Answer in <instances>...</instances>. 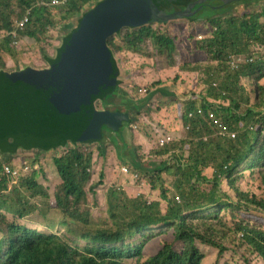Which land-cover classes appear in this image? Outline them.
<instances>
[{
	"label": "trees",
	"instance_id": "16d2710c",
	"mask_svg": "<svg viewBox=\"0 0 264 264\" xmlns=\"http://www.w3.org/2000/svg\"><path fill=\"white\" fill-rule=\"evenodd\" d=\"M101 1L65 0L60 5L43 6L39 0H0V67L15 70L26 64L44 65L61 43L60 30L68 34L79 18ZM193 1L179 0L175 5L181 10ZM247 1H209L197 13L185 17L208 18L211 34L198 42V47L209 64L214 63L206 68L200 64L182 66L201 72L206 85L202 95L190 94L176 103L179 120L183 128H188L185 139L158 149L156 157L163 161L144 174L138 168L142 166L138 133L131 135L138 151L135 171L151 191L160 192V201L148 204L145 195L130 196L117 183L107 185L105 174L109 159L114 157L110 148L100 143H65L68 150L53 158L57 183L51 196L39 183L38 160H17L0 150V264H203L206 255L198 243L217 251L214 264H220L227 252L240 257L243 264H249L245 255L264 262V225L248 223L244 214L248 206L264 214V56L251 49L254 44L264 46V1L251 9L229 11L233 4ZM26 15L24 28L16 29L15 21ZM166 24L126 26L107 42L125 69L130 55L143 58L147 68L153 48L174 65L177 43L171 27L163 26ZM13 30L34 42L9 35ZM240 56L241 61H236ZM127 70L134 77L143 69ZM138 85L147 86L141 82ZM151 91L145 102L150 100ZM163 109L165 105L157 108ZM219 126L235 137L220 136ZM95 157L105 174L101 171L100 181L94 184ZM5 167L17 169L19 177H9ZM209 168L214 171L211 179L203 175ZM242 168L252 171L261 194L239 191ZM163 173L172 177V189L180 203L168 196ZM99 186L105 188L102 205L96 202ZM36 196L48 200L47 209H37L30 202ZM162 201L168 204L165 212L160 208ZM34 210H39L49 232L9 219L10 215L21 220ZM166 226L173 230L172 240L164 242L154 255L146 256V246L165 233L146 232Z\"/></svg>",
	"mask_w": 264,
	"mask_h": 264
},
{
	"label": "water",
	"instance_id": "95a60500",
	"mask_svg": "<svg viewBox=\"0 0 264 264\" xmlns=\"http://www.w3.org/2000/svg\"><path fill=\"white\" fill-rule=\"evenodd\" d=\"M209 1L178 10L179 0H102L79 18L42 67H0V150L12 156L20 149L48 153L67 141L99 144L105 129L122 135L132 125L129 106L126 112L96 108L97 102L109 104L121 84L123 66L107 39L126 26L185 18ZM124 145L133 150L132 143Z\"/></svg>",
	"mask_w": 264,
	"mask_h": 264
},
{
	"label": "rangeland",
	"instance_id": "374dc122",
	"mask_svg": "<svg viewBox=\"0 0 264 264\" xmlns=\"http://www.w3.org/2000/svg\"><path fill=\"white\" fill-rule=\"evenodd\" d=\"M263 1L264 0H249L246 3H235L229 9V11L236 13L239 9H251L259 4H262ZM207 19V17H200L199 19L179 18L171 20L167 22L166 25H163L165 27H171L170 29L173 33L172 35L176 39L177 53L175 56V64L172 65L164 56L157 54L158 52L155 50V48H153V59L149 61L147 68L143 66V58L130 55L128 58V67L126 68L143 70L136 71L133 77L130 70L121 67V84L120 87L117 88L115 96H113L114 98L110 99L109 104L107 103V105H103L101 102L96 103V108L98 110L120 109L121 111L126 112L128 111L129 106V110H132V112L129 113L131 114L134 123L135 118L137 119V122L135 124L132 123L130 128L125 129L122 132V135L119 132L115 133L107 129L104 130L103 142H101L99 145L102 147H109L111 155L118 161L116 171H107V185L115 183V179L120 178L124 179L128 185H132L134 188H138L139 186H142L146 183L140 178L139 173L135 171L138 170L136 164H138L139 161L136 156L138 155V151L135 152L136 148L134 146V143L132 142V139L131 143L133 150L124 148V144H128L129 146L131 145L129 135H137L134 131L138 133L137 145L142 147V151L140 152L143 158L141 156L139 157L142 159L140 161V165H142L143 169L149 171L152 170L155 164L163 161L156 157V151L158 150L156 148V141L158 138H160L163 134H169L174 137V143L185 139L186 131L184 130L182 123L179 120L177 112V108L179 106L176 103L178 102V99H187L188 95L190 94L202 95V93H205L206 85L203 83V75L201 72L186 70L183 69L182 66L185 64L191 66L200 64L202 67L206 68V66L209 64L210 60L206 59L204 51L198 47V42H201L211 34L209 28L207 27ZM60 31L61 37H64V35L67 33L66 30L63 29H61ZM21 38L25 39L24 42H34L32 38L25 35H22ZM251 49L254 50L257 55L264 56V46L254 44ZM55 52L53 51L52 55H54ZM212 64L214 63L211 62L209 65ZM5 69V71H11L7 68ZM138 82H141L147 86H139ZM262 82L264 83V78L262 79ZM156 83H161L162 85L160 84V86H155ZM152 87H155L154 91H151ZM143 89L148 90L147 93L140 92ZM161 90L165 91V94L161 92ZM149 91H151V99L145 102V99L148 97ZM249 95L251 94L249 93ZM159 105H165V109L158 111L157 108ZM168 105L170 106L167 107ZM262 136L264 138V133H262ZM67 150L68 147L44 153L39 151L25 152L20 149L15 153V155H13V158L17 160L21 158L38 160L40 162L38 165L40 168L39 183L44 187L45 192L49 196H51L57 183V174L54 168L53 158L58 157L61 153L66 152ZM132 155L134 158H136V161H134L132 163V167H130L129 162ZM184 155L185 157H187L188 153L184 151ZM2 159L3 157L1 156L0 160ZM94 159L96 160V162L94 164L95 167L93 169V178L91 183L95 184L100 181V172L102 171L105 174V171L101 166L100 160H98L97 157H95ZM148 159L155 160L157 162H148ZM123 167H127L129 171L138 174V180H134L131 176L123 174L121 171ZM213 173V169L209 168L204 170L203 175L206 178L211 179ZM241 173L242 176L237 181V187L239 191H241L242 193H251V195L261 194L262 189L259 188V183L255 181L256 177H254L252 171H248L245 170V168H242ZM114 174L116 175V178L112 177ZM162 177L167 183L166 187L170 191L169 197L172 198L174 196H178L172 189V177L165 173L162 174ZM103 180L104 178L102 179V183H104ZM117 187L122 190V187L120 188L118 185ZM224 189H226L225 185ZM104 190V187L99 186L97 187V191H95L96 202L99 205H102L104 203ZM150 193L151 192L148 191V195ZM157 193L158 200H160L159 191H157ZM26 195H29V193H27ZM148 200L152 202L151 198H148ZM30 202L35 205L37 209L48 208V200H44L40 196L30 198ZM166 206V202L162 201L161 209L163 212H165ZM244 211L248 223H252L254 225H264V214L261 211L252 209L249 206L248 208L244 209ZM9 219L16 220V222L20 224L25 223L26 225L32 228H36L37 230L44 233L49 232V230L44 227L42 219L39 215V210H34L31 214L26 215L21 220L16 219V217L14 218L10 215ZM163 231L165 233L154 238L146 246V256L154 255L158 250H160L164 242L172 240V230L167 227V229H164ZM60 232H62V230H60ZM197 246L199 247L200 251L206 255L203 264H214L217 251L212 249L211 247L203 246L200 243H198ZM245 257L248 259L249 264H264V262L257 256L245 255ZM242 261L243 260H241L240 257L227 252L223 255L220 264H243Z\"/></svg>",
	"mask_w": 264,
	"mask_h": 264
},
{
	"label": "built area",
	"instance_id": "2783aa9c",
	"mask_svg": "<svg viewBox=\"0 0 264 264\" xmlns=\"http://www.w3.org/2000/svg\"><path fill=\"white\" fill-rule=\"evenodd\" d=\"M65 2V0H39V4L43 5V6H51V5H60L63 4ZM28 22V16L26 15L24 18L22 19H18L15 21V25H16V29H23L24 26L26 25V23ZM9 35H12L13 37L18 38L19 40L23 39L21 38V34H19V32L17 30H13L9 33ZM18 40H15V43H17ZM198 113H201V111L199 110ZM193 114L191 113L189 115V117H192ZM174 141V138L171 136H167V137H162L158 140V145L159 147H162L170 142ZM25 171L28 172V167L25 168ZM124 172H127V169H123ZM5 172L9 177L15 178L17 179L19 177V172L17 170H12L11 168L5 167ZM178 200V198H177Z\"/></svg>",
	"mask_w": 264,
	"mask_h": 264
},
{
	"label": "clouds",
	"instance_id": "9594fccd",
	"mask_svg": "<svg viewBox=\"0 0 264 264\" xmlns=\"http://www.w3.org/2000/svg\"><path fill=\"white\" fill-rule=\"evenodd\" d=\"M241 59H242V56H240V57H236V61H241ZM140 92H142V93H146V90H141ZM199 111V110H198ZM201 111V110H200ZM201 113H202V111H201ZM193 114V113H192ZM131 118H132V116H131ZM134 124V123H133ZM184 130L185 131H187L188 130V128H184ZM219 135L220 136H223V137H230L231 139H233L234 137H235V134H228V132L225 130V128H222L221 126H219ZM167 136H171V135H169V134H163L160 138H162V137H167ZM172 137V136H171ZM160 138H158L157 139V141H156V148L157 149H160V148H163L164 146H166V145H168V144H171V143H174L175 142V139H174V141H172V142H170V143H168V144H166V145H164V146H162V147H159V145H158V140L160 139ZM174 138V137H173ZM61 149H63V148H61ZM60 150V149H59ZM135 160H136V158H135ZM132 163L133 162H130V167H132ZM159 164V163H158ZM9 168V167H8ZM144 174H145V169H143L142 168V166H139L138 167ZM163 167H161V168H158V171L159 170H161ZM123 169H127V167H123L122 169H121V171H122V173L123 174H125V175H129V176H131L134 180H138V178H139V176H138V174H135V173H133L132 171H129L128 169H127V172H124L123 171ZM14 170H17V169H14ZM28 171H29V168H28ZM26 172V171H25ZM27 173V172H26ZM169 193H170V191H169ZM159 194H160V192H159ZM168 196H169V194H168ZM177 198H178V200H177ZM170 199H174V201L176 202V203H180L181 202V200H180V198H179V196H174V197H170ZM148 200V199H147ZM154 201H160V200H157V199H155ZM153 202V201H152ZM151 201H149L148 200V204H150V203H152ZM166 205H168L167 203H166ZM161 208V207H160ZM166 208H167V206H166ZM162 210V209H161ZM164 229H167V226L165 227V228H163V229H157V230H149V231H147L146 233H150V232H153V233H158V232H160V231H163ZM172 230V229H171ZM172 232H173V230H172ZM203 246H205V245H203ZM208 247V246H207ZM199 248V247H198Z\"/></svg>",
	"mask_w": 264,
	"mask_h": 264
},
{
	"label": "crops",
	"instance_id": "0c3cea01",
	"mask_svg": "<svg viewBox=\"0 0 264 264\" xmlns=\"http://www.w3.org/2000/svg\"><path fill=\"white\" fill-rule=\"evenodd\" d=\"M133 157V155H132ZM118 165V161L115 158H110L109 159V166L107 167V171L112 172L113 170L116 171V167ZM146 171V170H145ZM106 175L108 177V174L106 172ZM112 177L116 178V175L114 174ZM110 177V178H112ZM117 183V185L121 186L123 188V190H125V192L127 194H130V196H140V195H145L146 198H151L152 201H154L155 199L158 200V193L156 191H151L149 186L145 183L142 186H139L138 188H134L132 185H128L126 183V181L122 178L120 179H115V184ZM148 191H150L151 193L148 195Z\"/></svg>",
	"mask_w": 264,
	"mask_h": 264
}]
</instances>
